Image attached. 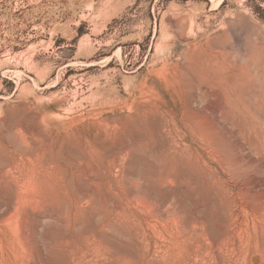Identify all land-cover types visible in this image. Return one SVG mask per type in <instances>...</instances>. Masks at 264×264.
I'll use <instances>...</instances> for the list:
<instances>
[{
  "label": "rangeland",
  "instance_id": "374dc122",
  "mask_svg": "<svg viewBox=\"0 0 264 264\" xmlns=\"http://www.w3.org/2000/svg\"><path fill=\"white\" fill-rule=\"evenodd\" d=\"M0 264H264V0H0Z\"/></svg>",
  "mask_w": 264,
  "mask_h": 264
},
{
  "label": "bare ground",
  "instance_id": "6f19581e",
  "mask_svg": "<svg viewBox=\"0 0 264 264\" xmlns=\"http://www.w3.org/2000/svg\"><path fill=\"white\" fill-rule=\"evenodd\" d=\"M253 262H255V263H256L257 261H256V260H253Z\"/></svg>",
  "mask_w": 264,
  "mask_h": 264
}]
</instances>
